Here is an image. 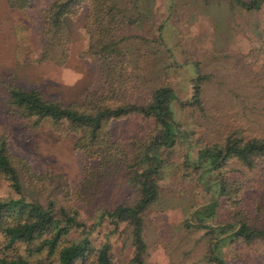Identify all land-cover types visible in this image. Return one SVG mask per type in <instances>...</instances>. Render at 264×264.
I'll list each match as a JSON object with an SVG mask.
<instances>
[{"label": "rangeland", "instance_id": "1", "mask_svg": "<svg viewBox=\"0 0 264 264\" xmlns=\"http://www.w3.org/2000/svg\"><path fill=\"white\" fill-rule=\"evenodd\" d=\"M29 1V8L12 10L6 0H0V84L38 90L47 100L78 102L87 90L100 87L98 64L86 53L87 8L82 6L76 16L64 18L70 45L68 58L59 66L40 60L42 12L56 0ZM140 8L144 15L129 30L132 39L124 46L129 51L126 69L133 79L134 99L141 102L156 88H171L177 98L171 109L183 135L174 147L157 151L164 162L163 178L158 183L159 200L142 216L144 264H212L211 236L201 224L226 221L228 213L220 208L208 218L202 209L216 197L215 180L237 178L247 171L229 161L204 175L208 165L199 161L198 154L222 144L230 135L264 136V57L258 52L256 36V27H264V9L245 13L230 9L225 2L205 4L201 0H141ZM142 40L158 43L149 45ZM200 76H208L201 85ZM196 86L201 89L197 100ZM5 98L0 85V137L6 138L10 154L26 160L35 174L45 176L46 185L56 188V193L63 194L58 186L63 192L75 193L84 169L95 166L74 149L77 137L64 125L45 120L36 124L35 118L17 117ZM110 128L114 138L129 150V141L143 134L147 124L131 116L113 122ZM248 175L241 179L248 180ZM249 177L256 184L243 194L240 207L264 227V180L258 173ZM131 191L125 178L118 176L104 185L102 198L113 204L125 200ZM37 195L41 192L26 187L27 200ZM15 199L0 176V201ZM56 204L67 215L75 212L86 231L93 228L88 235L90 245L94 249L107 245L112 264L131 263L134 249L125 225L116 226L109 220L98 223V217L89 215L83 206L62 198ZM72 238L82 240L83 234L77 230ZM3 246L0 234V258L11 255ZM19 252L25 255L22 247ZM220 252L230 264H264L261 242L226 241Z\"/></svg>", "mask_w": 264, "mask_h": 264}, {"label": "trees", "instance_id": "2", "mask_svg": "<svg viewBox=\"0 0 264 264\" xmlns=\"http://www.w3.org/2000/svg\"><path fill=\"white\" fill-rule=\"evenodd\" d=\"M201 1L205 4L225 2L230 9L245 13H259L264 9V0ZM6 2L12 10L30 7L29 0ZM140 4L141 0H56L42 12L40 60L62 66L68 58L70 45L64 18L76 16L82 6L87 8L86 53L98 64L100 87L87 90L80 101L67 104L47 100L38 90L0 84L6 93L5 104L14 115L22 119L35 118L36 124L45 120L54 125H64L69 134L77 137L74 149L95 163V166L89 165L84 169L75 193L63 192L62 186H58L59 192L63 193L61 195L56 193V188L47 186L45 176L35 174L26 160L12 156L6 138L0 137V176L17 196L15 200L0 201V234L4 239L3 247L11 252V255L0 258V264H112L108 246L94 249L88 238L93 228L86 231L84 224L76 219L75 212L67 215L62 208H57L58 198L83 206L89 215L98 217V223L109 220L116 226L125 225L130 231L134 249L130 264L145 263L142 216L159 200L158 183L163 178L164 162L157 151L174 147L183 140V135L171 109L177 100L171 88H156L141 102L134 99L133 79L126 69L130 64L129 51L124 46L132 39L129 30L144 15ZM256 31L258 52L264 57V27L257 26ZM142 42L149 45L158 43L153 40ZM207 77L200 76L199 84L204 83ZM195 89L197 100L201 89L200 86ZM262 92L264 98V88ZM196 105L200 107L199 102ZM131 116L141 118L147 129L129 141L127 150L114 138L110 127L113 122ZM198 158L208 165L204 175L235 161L247 171L241 176L258 173L264 180V136L245 138L240 134L230 135L220 145L201 149ZM249 175L248 180L241 179V176L215 180L216 197L202 209L208 218H213L220 208L228 213L226 221L211 226L201 224L211 236L209 261L212 264H230L220 252L226 241L264 244V227H260L257 220L250 218L240 207L243 194L252 187V183L256 184ZM118 176L125 178L132 191L125 200L113 204L105 202L102 198L104 185ZM262 183L264 188V181ZM26 187L41 192V196L27 200L24 197ZM41 197L45 198L40 200ZM77 230L83 234L82 240L72 238ZM19 247L24 249L25 255L20 254Z\"/></svg>", "mask_w": 264, "mask_h": 264}]
</instances>
